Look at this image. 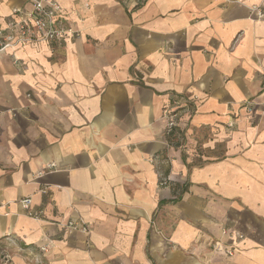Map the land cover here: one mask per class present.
Here are the masks:
<instances>
[{
  "label": "crops",
  "instance_id": "crops-1",
  "mask_svg": "<svg viewBox=\"0 0 264 264\" xmlns=\"http://www.w3.org/2000/svg\"><path fill=\"white\" fill-rule=\"evenodd\" d=\"M57 2L79 37L0 52V264H264V0Z\"/></svg>",
  "mask_w": 264,
  "mask_h": 264
},
{
  "label": "built area",
  "instance_id": "built-area-1",
  "mask_svg": "<svg viewBox=\"0 0 264 264\" xmlns=\"http://www.w3.org/2000/svg\"><path fill=\"white\" fill-rule=\"evenodd\" d=\"M122 4L129 8L142 6L147 0H120ZM30 8L23 9L21 7H13L11 15L0 21V52L9 51L14 61L16 57L14 51L16 48L26 42L31 41H48L62 43L67 38H77L80 36L78 29L74 28L67 18L62 14L61 6L57 0H29ZM259 17L264 15V8L260 6L252 7ZM178 101L173 98L172 106L164 108L162 118L164 119V131L166 134H171L178 121V111L174 105ZM247 111H250L253 106L252 101H246L243 105ZM173 107V108H172ZM231 124L228 123V126ZM168 179L160 180V184H166ZM27 214L32 217H38V212L29 210L31 204L30 197H24L18 200ZM64 228L68 231L79 230L87 233L88 226L83 220H69L64 224ZM224 233L227 229L224 227ZM231 236V235H230ZM244 235L237 233L234 237L235 241L242 240ZM41 246V249H44ZM212 248L216 252L232 256L236 250V242L230 241H215Z\"/></svg>",
  "mask_w": 264,
  "mask_h": 264
},
{
  "label": "rangeland",
  "instance_id": "rangeland-1",
  "mask_svg": "<svg viewBox=\"0 0 264 264\" xmlns=\"http://www.w3.org/2000/svg\"><path fill=\"white\" fill-rule=\"evenodd\" d=\"M177 101H179V98H176L174 97ZM179 103V102H178ZM178 122V121H177ZM229 124H231L230 126L227 125V127H231L233 126V121L229 122ZM40 251L43 253L45 252V248L44 249H41L40 247ZM0 260H2V257L0 258ZM38 262H41L39 259H38ZM4 264H12V259L10 258V256L6 255V258L3 260Z\"/></svg>",
  "mask_w": 264,
  "mask_h": 264
}]
</instances>
